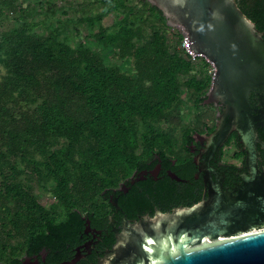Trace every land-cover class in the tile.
<instances>
[{
    "label": "trees",
    "instance_id": "1",
    "mask_svg": "<svg viewBox=\"0 0 264 264\" xmlns=\"http://www.w3.org/2000/svg\"><path fill=\"white\" fill-rule=\"evenodd\" d=\"M100 1L110 7L80 18L89 27L86 37L132 58V74L108 63L90 41L72 45L67 35L59 38L62 30L69 33L60 19L42 33L33 17L51 1L22 7L19 0H0V65L6 71L0 81V229L7 235L0 240L2 258L19 252L24 241L67 230L68 217L44 207L23 174L37 175L45 188L53 181L67 209L72 184L131 165L138 149L166 153L172 132L158 122L177 107L183 85L198 94V104L209 86L207 73L187 77L194 64L171 47L169 25L155 5L145 0L139 9L126 6L110 29L101 20L120 8L119 0ZM237 3L264 32V0ZM11 17L17 23L7 27ZM11 235L23 240L13 243Z\"/></svg>",
    "mask_w": 264,
    "mask_h": 264
},
{
    "label": "flooded vegetation",
    "instance_id": "2",
    "mask_svg": "<svg viewBox=\"0 0 264 264\" xmlns=\"http://www.w3.org/2000/svg\"><path fill=\"white\" fill-rule=\"evenodd\" d=\"M210 87L211 79L199 94V106L214 111V119L199 120V127L186 131L177 147L170 140L164 154L155 147L150 154L133 155L129 166L100 171L101 177L72 184L69 208L59 215L68 217L66 232L24 241L19 252L0 257V264H122L126 257L144 254L128 232L152 228L158 220L164 230L166 219L161 214L202 201L232 203L238 197L248 206L264 208V78L246 92L251 120L232 114L233 106L221 97L207 102ZM246 134L257 149L254 162L243 142ZM174 147V153L167 152ZM207 211L203 205L182 222L197 220L199 225ZM256 222L264 225V212ZM177 230L168 229L171 239Z\"/></svg>",
    "mask_w": 264,
    "mask_h": 264
},
{
    "label": "water",
    "instance_id": "3",
    "mask_svg": "<svg viewBox=\"0 0 264 264\" xmlns=\"http://www.w3.org/2000/svg\"><path fill=\"white\" fill-rule=\"evenodd\" d=\"M149 2L162 11L168 25L182 29L190 52L203 53L214 64L207 102L221 97L233 106L232 114L251 120L246 112V92L264 78V38L263 31L239 7L237 0ZM243 138L248 145L249 160L254 162L257 149L251 135ZM203 205L208 208L204 221L199 225L197 220L182 222ZM263 212L264 208L257 204L248 206L241 197L232 203L224 199L177 208L160 215L166 219L164 230L158 220L152 228L128 232L144 254L126 257L122 264H264V225L256 222ZM168 229H178L174 239ZM205 235L212 241H206ZM201 241V245L187 248Z\"/></svg>",
    "mask_w": 264,
    "mask_h": 264
},
{
    "label": "rangeland",
    "instance_id": "4",
    "mask_svg": "<svg viewBox=\"0 0 264 264\" xmlns=\"http://www.w3.org/2000/svg\"><path fill=\"white\" fill-rule=\"evenodd\" d=\"M44 1V0H43ZM46 2L51 1L50 4L46 5L47 7L40 9L39 13L35 14L33 19L40 21L38 26H41L40 31L47 34L50 24L58 23V19L62 20L63 23L68 24L69 33L66 34L65 31L59 33V38H62L65 35L68 36L72 45H75L81 40H87L92 43L94 48L100 53L108 55L107 62L115 63L123 73L132 74L134 72L133 60L132 58H121V55L114 53L110 48L99 45L98 41L92 38H87L86 36L89 33V27L87 22L81 20L80 18L87 14H93L100 11H106L110 7V3H102L100 0H45ZM145 0H119V9H112L105 13V16L101 20V25L107 28H113L114 22L120 18L124 12L125 8L128 5L139 9L142 2ZM35 4V0H19V5L25 7L28 3ZM11 20H8L7 27L17 23L14 21L15 18L11 17ZM37 26V27H38ZM161 27H164L163 24H160ZM167 36L169 37V42L171 47L180 48L179 39L176 33L173 34L169 29H165ZM203 65V67L200 66ZM6 73L3 66L0 65V81L3 75ZM201 73L208 74V64L200 63L194 64L189 71L187 77L192 74L200 76ZM182 80H185L186 77H181ZM198 94L193 91L191 88L183 85L181 87L180 93V102L176 108L169 114L168 117L161 119L158 122V127L163 130H168L172 132L174 139L175 147L178 146L181 137L189 129L199 127V120H208L214 119V111H211L207 108L200 107L197 103ZM175 147L173 150H167L169 153L175 152ZM140 152V149L137 150V153ZM23 178L31 184V192L34 193L39 202L46 208H51L55 206L53 210L54 213L58 215V212L62 213L66 206L61 202L59 195L53 190L51 185L53 181L45 183L48 187H44L42 182L40 183L39 177L37 175H32L31 173L27 175L23 174ZM259 229V228H256ZM254 230V229H253ZM7 235L0 229V240L5 239ZM10 241L15 243L16 241L23 240V235L9 236Z\"/></svg>",
    "mask_w": 264,
    "mask_h": 264
},
{
    "label": "built area",
    "instance_id": "5",
    "mask_svg": "<svg viewBox=\"0 0 264 264\" xmlns=\"http://www.w3.org/2000/svg\"><path fill=\"white\" fill-rule=\"evenodd\" d=\"M169 30L171 32L179 34V35H174L177 36L179 39V44H180V48L184 51V55L185 57H187V59L192 63V64H198V62L204 61V63L208 64V72L209 75L213 76L214 72H215V66L214 64L209 61L207 59V57H205V55L203 53H192L188 50L186 44H187V39H186V35L185 33L182 31V29L180 27H176V26H170L169 25Z\"/></svg>",
    "mask_w": 264,
    "mask_h": 264
}]
</instances>
